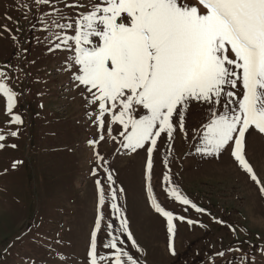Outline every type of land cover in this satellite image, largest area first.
Returning a JSON list of instances; mask_svg holds the SVG:
<instances>
[{"label":"rangeland","instance_id":"obj_1","mask_svg":"<svg viewBox=\"0 0 264 264\" xmlns=\"http://www.w3.org/2000/svg\"><path fill=\"white\" fill-rule=\"evenodd\" d=\"M52 5L65 15L75 14L63 8V0H52ZM53 10L35 0H0V72L7 73L0 80L18 93L13 111L24 121L11 125L12 130L19 128L18 138L4 141L17 147L0 150V264H88L90 236L101 214L100 255L110 253L103 244L112 232L124 241L118 246L133 254L139 264H241V256L249 264L253 258L255 264H264V194L229 150L219 156L196 153L209 117L208 106L203 104H193L186 116L187 138L177 131L169 146L162 134L153 153L152 198L177 217L199 221L190 227L174 220L176 255L171 254L167 220L149 198L147 153L124 149L119 125H112V136L105 131V140H99L96 106L87 103V93L65 70L68 53L49 51L54 38L43 30L40 18L50 24L52 17L45 14ZM5 25L11 33L3 30ZM5 107L0 95V128L7 132ZM245 157L264 184V134L249 130ZM15 161L22 163L13 168ZM109 174L115 183L108 180ZM165 174L170 183L164 181ZM97 180L104 190L103 205ZM172 188L206 212L197 213L177 202L168 195ZM112 203L119 212L112 209ZM124 218L140 252L122 234ZM220 251L225 257L216 255Z\"/></svg>","mask_w":264,"mask_h":264},{"label":"snow or ice","instance_id":"obj_2","mask_svg":"<svg viewBox=\"0 0 264 264\" xmlns=\"http://www.w3.org/2000/svg\"><path fill=\"white\" fill-rule=\"evenodd\" d=\"M35 3L51 5L54 9L45 14L52 17L50 24L40 18L45 25L43 30L54 38L49 51L68 53L65 70L77 87L85 90L87 103L96 106L99 140H105V131L112 136L115 124L121 129L119 143L124 149L131 153L139 149L146 151L149 198L155 210L167 220L168 247L173 256L176 255L174 220L186 222L190 227L199 221L177 217L152 198L153 153L162 134L166 135L169 146L177 131L187 138L185 121L193 104L207 105L209 113L196 153L219 156L229 150L264 194V184L245 157L249 130L264 134V0H63V8L74 10V15H65L62 9L52 5V0H35ZM3 30L12 31L6 25ZM11 38L17 39L15 35ZM6 76L7 73L0 72V77ZM0 95L6 100L5 115L9 117L8 131L0 128V150L16 148V144L4 141L19 136V128L12 130L11 125L24 123L13 111L18 93L0 80ZM89 143L95 145L98 141ZM97 156L103 160L98 153ZM19 163L22 162L15 161L13 168ZM108 180L115 183L111 174ZM164 181L171 182L168 174L164 175ZM96 184L99 203L103 205L104 190L99 180ZM168 195L197 213L206 212L175 188ZM116 198L113 191L112 199ZM111 207L120 211L116 203ZM102 219L101 214L90 236L88 264H139L133 254L118 246L124 241L112 232L103 244L110 253L98 254L97 234ZM121 228L132 248L140 252L126 218L121 219ZM261 253L264 255V249ZM216 255L223 258L225 252ZM240 260L241 264H249L245 256ZM250 264H255V258Z\"/></svg>","mask_w":264,"mask_h":264}]
</instances>
